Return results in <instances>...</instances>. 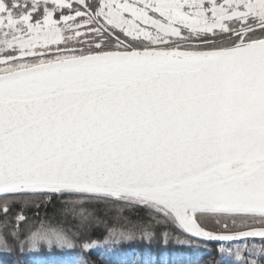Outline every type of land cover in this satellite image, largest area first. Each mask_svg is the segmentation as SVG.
<instances>
[{
    "label": "snow or ice",
    "instance_id": "1",
    "mask_svg": "<svg viewBox=\"0 0 264 264\" xmlns=\"http://www.w3.org/2000/svg\"><path fill=\"white\" fill-rule=\"evenodd\" d=\"M56 201L82 228L85 204L143 211V238L226 264H256L258 238L264 260V0H0V216L22 252L73 247L29 225Z\"/></svg>",
    "mask_w": 264,
    "mask_h": 264
},
{
    "label": "trees",
    "instance_id": "2",
    "mask_svg": "<svg viewBox=\"0 0 264 264\" xmlns=\"http://www.w3.org/2000/svg\"><path fill=\"white\" fill-rule=\"evenodd\" d=\"M38 203V202H37ZM64 207L60 201L52 204H41L40 215L35 216L37 211L34 204L29 205L27 215L32 231L45 226L54 229H63L72 241L71 249L65 246L62 250L53 246L52 251L47 250L46 245H41L39 251H28L29 245L24 244L21 251L20 241H26L27 233L22 234L19 240L10 235L15 227L14 218H9L7 224L0 216V264H77L76 257L82 255L86 264H138L142 259L151 257L153 264H226L217 251L218 245L214 243L202 244L197 241L198 247L180 248L175 244L167 247L159 241L143 238L140 225L141 218L146 219L143 211L132 212L125 209L119 212L116 207L104 204H85L89 211H94V217L88 222L86 228H82L79 218L71 215L62 216L59 210ZM131 231L134 238L131 240H113L109 238V231ZM76 233V235H73ZM93 246V250L83 249L84 243ZM93 242H95L93 244ZM5 245L8 249L6 250ZM151 245V246H150ZM228 243H225V247ZM237 244L232 243L235 250ZM243 251L255 249L254 255H248L249 260H255L256 264H264L260 259L262 246L257 239L248 246H241Z\"/></svg>",
    "mask_w": 264,
    "mask_h": 264
},
{
    "label": "water",
    "instance_id": "3",
    "mask_svg": "<svg viewBox=\"0 0 264 264\" xmlns=\"http://www.w3.org/2000/svg\"><path fill=\"white\" fill-rule=\"evenodd\" d=\"M258 239V238H257ZM225 243H228V242H225Z\"/></svg>",
    "mask_w": 264,
    "mask_h": 264
}]
</instances>
